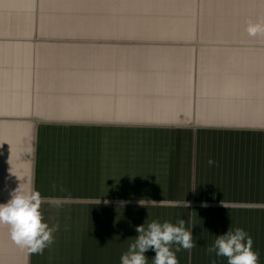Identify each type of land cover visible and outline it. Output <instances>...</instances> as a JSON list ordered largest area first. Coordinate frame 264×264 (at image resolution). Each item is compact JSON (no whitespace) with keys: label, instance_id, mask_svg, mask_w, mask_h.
Instances as JSON below:
<instances>
[{"label":"crops","instance_id":"1","mask_svg":"<svg viewBox=\"0 0 264 264\" xmlns=\"http://www.w3.org/2000/svg\"><path fill=\"white\" fill-rule=\"evenodd\" d=\"M139 1L143 7L159 11L182 10L189 7L188 2H197L198 6L216 11L264 14V0ZM124 11L125 0H0V203H6L19 184L34 187L42 196H68V191L76 188L105 192L104 196H84L89 199L85 219L98 220L94 212L100 216L99 231L88 227L87 236L104 237L101 245L107 249L109 222L115 223L120 256L112 262L101 258L86 260L84 264H120L121 255L138 236V225L146 227L152 221L176 225L183 219L196 246L208 248L217 235L238 227L234 222L236 215L230 212L264 210L261 201L248 203L254 204L253 208L230 207L223 204L236 203L214 197L212 189H223L226 184L200 179L208 151L203 155L197 132L193 133L189 149L170 148L150 133L135 134L139 138H134L143 143L126 148L124 132H118L116 137L102 136L100 148L96 149L91 136L78 134L87 127L125 125L264 130V75L249 74L250 65L246 62L245 67L235 65L236 69L245 68L243 76L236 69L226 75L222 65L210 68L212 74H208L196 100L183 86H166V80L159 79L161 84L154 87L149 79L145 87L132 91V107L160 109L175 115H145L126 122L124 63L119 60L117 48L111 61L107 47L122 44L124 38L92 35L94 28L116 29L118 33L125 26L121 20ZM93 45L103 47L100 52L87 47ZM96 54L100 59L95 64L93 59L79 61L81 56ZM199 114L203 117L199 118ZM78 140L84 144L90 141L91 146L79 147ZM110 157L115 158L113 163L117 166L115 180L86 179L78 183L56 177L57 173L76 172L78 160L83 162L81 158L85 172L87 167L98 165L101 172H106ZM53 183L63 185L67 191L53 192ZM141 199L144 206L139 204ZM47 206H41L46 222L51 219ZM246 229L254 242L260 230L259 264H264L263 222L255 230L256 236L251 227ZM64 235L61 230L54 233V237ZM50 247L43 254H29L11 241L7 226H0V264H76L59 252L52 254ZM175 248L173 245L172 250ZM187 254L183 249L176 252L178 264H227L225 258L187 262ZM145 255L148 264H152L155 252L149 250Z\"/></svg>","mask_w":264,"mask_h":264},{"label":"rangeland","instance_id":"2","mask_svg":"<svg viewBox=\"0 0 264 264\" xmlns=\"http://www.w3.org/2000/svg\"><path fill=\"white\" fill-rule=\"evenodd\" d=\"M134 1L125 0V11L122 14L124 18L121 19L124 20L125 26L118 29V33L116 29L107 31L105 28H94L92 30L94 36L108 35L109 37L124 38L122 44L107 47L111 61L115 58L118 49L119 60L124 63L126 99L124 120L126 122L145 115L154 117L175 115L172 114L173 112L160 109L144 110L132 107V91L145 87L144 84L149 79H152L154 87L158 83L161 84L159 79L166 80V86L175 85L174 87L177 89L183 86L189 91L190 98L196 100L205 86L208 74H212L210 68H214L216 65L224 66L226 75L230 76V72L236 69L235 65H244L245 67L244 62H246L250 65V68L247 69L249 74L264 75V38L249 37L246 32L247 22L249 20H264V14L216 11L201 5L198 6L197 2H188L189 7L182 10L159 11L143 7L144 3L139 0ZM87 47H93L94 51H99L103 46ZM95 48L99 49L95 50ZM89 59H93L95 64L99 61L100 55L81 56L79 61L86 60L85 62H88ZM145 67L150 69L145 70ZM244 67L236 69V73L245 75ZM198 117H203V114H199ZM87 128V130L78 131V134L91 136L92 146L96 149L100 148L102 136L108 134L110 137H116L118 132H124L126 148L137 147L138 143H143L141 139H135L139 138L135 137V134L150 133L159 139L158 142L166 143L170 145V148L189 149L192 147L193 133L197 132L200 138L198 141L200 149H204L203 155L206 149L208 151L205 154L206 162L200 168V179L226 184L223 189H212L214 197L217 196L215 197L217 200L224 198L228 202L237 204H223L230 207L239 205L244 208H253L254 204L248 203L256 201L264 203V130L202 126L195 130L192 126H153L149 128L133 125ZM85 143L83 140H78L79 147L82 144V147L85 145L88 149L91 142ZM113 148H116V144L113 145ZM81 159L83 162L80 163L78 160L76 172L57 173L56 177H61L60 180H75L78 183L84 182L86 179L94 181L116 179L117 166L113 163L115 158L110 157L106 172H101L99 165L93 166L92 169L87 167L88 171L85 172L84 159ZM209 159L216 163L209 166L207 163ZM68 192L69 195L76 196L71 197V202L62 209L56 210L47 206L50 208L48 214L51 216L47 223L50 226L58 223L61 234L67 235L54 237L56 243L49 248L52 254L59 252L63 258H70L76 264H84L86 260L96 261L101 258L108 259L109 262L116 261L119 254L116 246L115 223L109 222L107 249L101 245V240H105L104 237L87 236L90 229H93L94 232L99 231L100 216L99 213L94 212V218H98V220L85 219V204L89 199L84 196L90 194L104 196L106 193L100 194L84 188H76ZM230 213L236 215L234 222L238 227L240 226L245 231L246 228L251 227L255 236V230L260 229L262 222L264 226V210L244 209ZM65 226H67V230H65ZM88 227L89 230H87ZM259 231L258 241L255 240L253 249L260 253V261L261 237ZM262 256L264 260V250ZM212 258L224 260L225 257H217L215 253L209 254L207 246H196L187 254V262ZM225 259L227 260V258Z\"/></svg>","mask_w":264,"mask_h":264},{"label":"clouds","instance_id":"3","mask_svg":"<svg viewBox=\"0 0 264 264\" xmlns=\"http://www.w3.org/2000/svg\"><path fill=\"white\" fill-rule=\"evenodd\" d=\"M246 32L249 37L264 38V20L247 22ZM212 166L216 162L208 160ZM53 192H66L63 185L53 183ZM194 191V190H192ZM71 196H42L34 187L19 184L10 192V199L0 203V226H7L11 241L29 254H43L45 248L54 242V233L59 231V224L49 225L41 211V206L60 210L71 202ZM144 199L139 201L144 206ZM156 203L155 201H152ZM188 208L189 203L185 201ZM67 230V226H65ZM138 236L129 245L128 250L120 257V264H148L145 255L149 250L155 252L152 264H178L176 252L181 249L191 251L196 247L192 231L186 229L185 221L179 220L176 225L170 222L152 221L135 228ZM252 237L242 228H229L226 233L216 236L207 248L209 254L227 258V264H259L260 253L253 249ZM176 245L175 251L172 246Z\"/></svg>","mask_w":264,"mask_h":264},{"label":"water","instance_id":"4","mask_svg":"<svg viewBox=\"0 0 264 264\" xmlns=\"http://www.w3.org/2000/svg\"><path fill=\"white\" fill-rule=\"evenodd\" d=\"M169 127H177V126H169ZM197 128L198 126H194ZM205 127H211V128H223L224 126H205Z\"/></svg>","mask_w":264,"mask_h":264}]
</instances>
